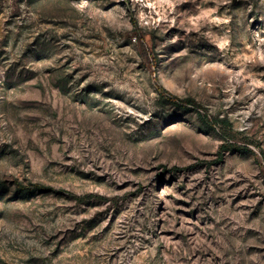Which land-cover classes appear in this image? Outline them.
Segmentation results:
<instances>
[{
  "label": "rangeland",
  "instance_id": "1",
  "mask_svg": "<svg viewBox=\"0 0 264 264\" xmlns=\"http://www.w3.org/2000/svg\"><path fill=\"white\" fill-rule=\"evenodd\" d=\"M0 264H264V0H0Z\"/></svg>",
  "mask_w": 264,
  "mask_h": 264
}]
</instances>
